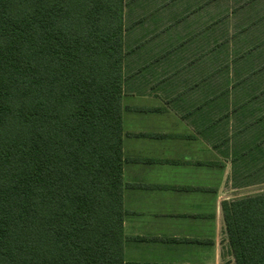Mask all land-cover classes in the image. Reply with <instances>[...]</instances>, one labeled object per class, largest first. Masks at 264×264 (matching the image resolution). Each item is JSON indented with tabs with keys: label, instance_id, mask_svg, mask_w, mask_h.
<instances>
[{
	"label": "trees",
	"instance_id": "obj_1",
	"mask_svg": "<svg viewBox=\"0 0 264 264\" xmlns=\"http://www.w3.org/2000/svg\"><path fill=\"white\" fill-rule=\"evenodd\" d=\"M153 1L0 0V264H124L123 64L144 21L132 9ZM256 5L196 0L176 18L200 57L203 120L264 128ZM222 213L234 264H264V193Z\"/></svg>",
	"mask_w": 264,
	"mask_h": 264
},
{
	"label": "crops",
	"instance_id": "obj_2",
	"mask_svg": "<svg viewBox=\"0 0 264 264\" xmlns=\"http://www.w3.org/2000/svg\"><path fill=\"white\" fill-rule=\"evenodd\" d=\"M169 1L137 7L134 14L144 21L131 26L126 40L131 52L124 59L121 99L123 260L234 264L222 203L256 195L264 186V128H244L248 122L233 115L218 121L215 111L203 120L200 57L195 44L192 51L182 48L185 24L176 18L185 11L171 12ZM254 10L264 17V0ZM260 142L256 152L250 149Z\"/></svg>",
	"mask_w": 264,
	"mask_h": 264
},
{
	"label": "rangeland",
	"instance_id": "obj_3",
	"mask_svg": "<svg viewBox=\"0 0 264 264\" xmlns=\"http://www.w3.org/2000/svg\"><path fill=\"white\" fill-rule=\"evenodd\" d=\"M147 1H149V0H147ZM244 1L245 0H241L242 3H244ZM192 4H193V0H177L171 5V7H169V9H170L171 12H173V10H175V9L181 11V8H184V10H185L186 6H189V5H192ZM136 9H137V7L134 10L132 9V13H131L132 19H134V21L137 19V16L134 14ZM159 15H160V13L155 15V16H153L151 19H155ZM141 29H143V28H141ZM178 29H179V27H177L175 30L178 31ZM181 29H183V28H181ZM259 190H260V192L259 193L256 192V193H258V194L264 193V186H260Z\"/></svg>",
	"mask_w": 264,
	"mask_h": 264
}]
</instances>
